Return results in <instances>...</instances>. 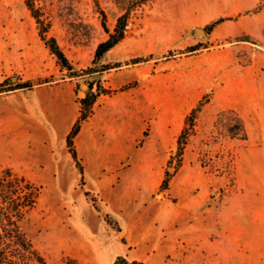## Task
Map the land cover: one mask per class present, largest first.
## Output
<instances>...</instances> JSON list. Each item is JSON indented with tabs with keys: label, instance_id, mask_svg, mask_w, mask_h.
Returning <instances> with one entry per match:
<instances>
[{
	"label": "rangeland",
	"instance_id": "rangeland-1",
	"mask_svg": "<svg viewBox=\"0 0 264 264\" xmlns=\"http://www.w3.org/2000/svg\"><path fill=\"white\" fill-rule=\"evenodd\" d=\"M130 1L75 0L60 12L53 0L48 35L68 71L25 0H0V169L42 189L25 232L48 264H264V148L247 149L236 128L253 80L264 90V0H155L142 33L95 63L100 11L111 31ZM99 87L109 93L74 138L81 180L65 137ZM203 97L210 114L162 190L175 142L159 144L156 128L182 126ZM128 117L140 137L108 135Z\"/></svg>",
	"mask_w": 264,
	"mask_h": 264
},
{
	"label": "trees",
	"instance_id": "trees-1",
	"mask_svg": "<svg viewBox=\"0 0 264 264\" xmlns=\"http://www.w3.org/2000/svg\"><path fill=\"white\" fill-rule=\"evenodd\" d=\"M41 2L42 4H40ZM74 2L75 0H60L59 5H57L58 10L60 12L68 11L74 7ZM154 2L155 0H131L126 9L116 19L114 28L111 31L104 22V13L100 11L102 15L101 26L106 36L97 43L94 53L95 63L100 61L106 53L115 50L126 38L142 33L144 21ZM25 5L35 20L41 41L57 58L63 68L72 71L56 39L48 35L52 24L51 12L54 11L52 8L54 7L53 0H25ZM223 20V18H219L210 23L207 26V31L211 32ZM139 61L141 59L137 58L134 62ZM104 68L109 67L105 66ZM26 87H30V85L25 83L19 88ZM89 90H92L91 84L89 85ZM107 93H109L108 90L99 87L95 93H87L85 97L80 99L79 115L65 137L67 151L75 167L79 170L81 180L83 178V168L76 152L74 138L79 133L81 125L93 115V106L97 98ZM207 103H209V99L203 97L186 117L184 127L177 138L176 149L170 154L164 168V176L160 184L162 190L167 189L171 178L182 167L188 139L194 131L199 112ZM236 117L239 120L236 128L241 132L240 137L237 138L246 140L247 133L244 125L239 117ZM41 190V186L24 176L18 175L12 168L5 167L0 169V264H48L23 228V222L37 206ZM105 220L107 221V216H105ZM112 264L145 263L141 260H129L124 256H117Z\"/></svg>",
	"mask_w": 264,
	"mask_h": 264
},
{
	"label": "crops",
	"instance_id": "crops-1",
	"mask_svg": "<svg viewBox=\"0 0 264 264\" xmlns=\"http://www.w3.org/2000/svg\"><path fill=\"white\" fill-rule=\"evenodd\" d=\"M252 87L255 88L253 90L252 95L247 99L246 103L247 106L243 110L240 108H236L238 111L239 116L242 118L246 133H247V149H250L251 147H259L264 148V90L259 89L258 83H256L255 80L252 82ZM193 107L189 108L188 112L184 113V120L187 117V114L192 110ZM210 114V111H200L197 123L200 124V122L203 119H206L208 115ZM78 115H75L74 118L76 119ZM96 116V114H95ZM73 117V116H72ZM71 117V118H72ZM74 119V120H75ZM124 120L128 121V123H123L119 126V128L115 127H109L108 135L116 136L122 135L125 138H128L129 140L140 137L143 133L142 127H132L131 118H123ZM72 118V122L74 121ZM108 123V122H107ZM184 127L183 125L176 124L175 126H172L170 128L163 127L161 129L156 128V132L154 133L155 139L157 142L161 145L170 143L173 144L175 142V146L172 148V150H175L177 138L181 132V130ZM154 130V129H153ZM159 134V137L157 136ZM93 138V141L95 142V136L94 134H90ZM171 150V151H172ZM108 152L110 150L108 149ZM109 154V153H107ZM171 152L168 153L164 166L166 165V162L170 156ZM105 157V156H104ZM105 160V159H104Z\"/></svg>",
	"mask_w": 264,
	"mask_h": 264
},
{
	"label": "water",
	"instance_id": "water-1",
	"mask_svg": "<svg viewBox=\"0 0 264 264\" xmlns=\"http://www.w3.org/2000/svg\"><path fill=\"white\" fill-rule=\"evenodd\" d=\"M199 32H201V31H199Z\"/></svg>",
	"mask_w": 264,
	"mask_h": 264
}]
</instances>
